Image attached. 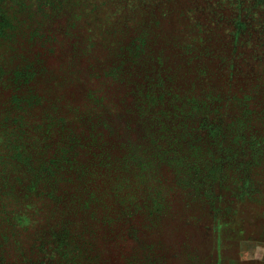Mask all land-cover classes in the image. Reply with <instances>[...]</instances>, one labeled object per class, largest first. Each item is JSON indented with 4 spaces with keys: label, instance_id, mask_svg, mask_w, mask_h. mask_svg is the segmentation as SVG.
<instances>
[{
    "label": "trees",
    "instance_id": "1",
    "mask_svg": "<svg viewBox=\"0 0 264 264\" xmlns=\"http://www.w3.org/2000/svg\"><path fill=\"white\" fill-rule=\"evenodd\" d=\"M83 1L0 0V264H99L96 241L110 220L143 204L146 223L164 212L152 188L164 163L190 157L197 172H242L249 181L250 172L264 170V107H249L256 86L240 88L234 99L213 50L193 43L173 66L171 49L149 43L151 19L136 24L140 31L126 42L117 39L121 26L113 39L81 33L95 8ZM51 4L75 20L79 54L72 59L104 68L98 85L81 79L86 86H77L75 98L70 79L38 76L73 62L37 67ZM224 53L213 57L224 60ZM39 81L53 83L56 95L40 93ZM97 171L98 183L90 184L95 178L86 175ZM144 263L136 247L125 260Z\"/></svg>",
    "mask_w": 264,
    "mask_h": 264
},
{
    "label": "rangeland",
    "instance_id": "2",
    "mask_svg": "<svg viewBox=\"0 0 264 264\" xmlns=\"http://www.w3.org/2000/svg\"><path fill=\"white\" fill-rule=\"evenodd\" d=\"M83 3L95 8L86 17L90 23L83 22L80 26L81 33L94 36L107 32L112 38L121 26L117 39L126 42L130 40L126 35L134 36L140 31L141 24H136L149 23L151 19L155 31L149 36V43L155 49H171L173 66L185 57L183 47L188 43L198 49H212L213 65L227 70L226 77L233 85L231 94L241 95L240 88L256 86L258 91L252 94L249 107L263 110L264 0H84ZM51 6L52 17L47 16L45 34L38 41L41 55L37 67L50 70L67 60L73 62L38 76L47 82L51 76L55 80L63 76L70 79L76 87H72L75 98L77 86L82 89L86 86L81 79L98 85L104 68L91 67L82 58L72 59L79 54L72 36L75 20L70 14H60L58 5ZM224 50V60L213 57ZM51 84L47 87L39 81L40 93L53 91L56 95ZM123 152L121 148H113L116 156H122ZM186 158L164 163L153 180V194L164 202L165 208L158 219L146 223L149 209L143 204L134 208L137 210L134 214L110 220L111 229L102 230L104 239L96 241L99 264H125L135 247L142 258L148 259V264H264V170L250 172L249 181L242 172V178L230 170L229 176L221 175L220 171L197 172L190 167L196 160ZM215 164L223 165L220 161ZM68 166L73 168L71 164ZM93 174L86 175L95 178L89 179L90 184L97 182L98 171ZM130 200L132 196L120 201L119 209H125Z\"/></svg>",
    "mask_w": 264,
    "mask_h": 264
}]
</instances>
